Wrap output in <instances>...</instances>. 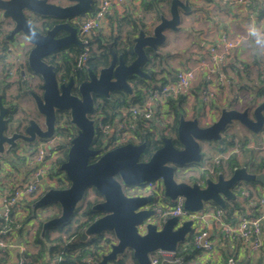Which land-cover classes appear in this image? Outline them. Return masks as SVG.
Wrapping results in <instances>:
<instances>
[{
	"label": "water",
	"instance_id": "obj_1",
	"mask_svg": "<svg viewBox=\"0 0 264 264\" xmlns=\"http://www.w3.org/2000/svg\"><path fill=\"white\" fill-rule=\"evenodd\" d=\"M60 4L50 0H0L2 18L11 21L5 38L13 40L22 34L24 21L30 16L59 20L45 33H40L36 44H32L26 55V65L42 78L41 96L30 92L37 110L44 114V127L40 128L33 120L24 128V133L4 135L6 114L9 107L2 102L0 95V155H8L16 145V138L30 143L37 138L45 139L54 131V111L67 110L77 131L71 139L66 159L59 169L68 180L66 187L46 189L35 200L34 205L51 203L59 207L57 216L42 223V232L52 226L67 221L76 205L82 199L87 188H94L101 199L92 205L102 214L91 221L81 232L80 238L109 231L114 239L100 259L93 264H108L117 255L130 250L137 264H149V255L157 250H176L177 244L183 242L192 230V220L178 222L174 216L153 221L155 210L151 207L153 200L147 192V184L159 180L163 196L169 200L182 197L183 207L189 213L201 212L210 203L225 209L226 200L236 198L232 189L240 182H258L264 185V171L252 173L244 167L234 168L230 174L217 173L215 178L205 177L203 182L192 181L195 176V164L202 159L200 142L215 141L221 131L233 122H237L249 131L258 133L264 126V98L250 100L243 108L229 107L220 109L216 118L210 123H201L198 117L178 116L176 140L180 148L173 146L172 138L161 137V144L146 160L139 157L145 150V142H127L103 152L91 147L94 137L93 94L109 96V92L122 90L131 92L127 76L149 78L141 66L158 53V46L165 41V30H176L180 22V10L189 11L186 0H170L168 16L160 15L151 29H139L132 39L133 59L125 63L122 55L109 48L110 61L97 72L89 70L87 79L76 81L70 76L67 83H58L54 68L44 61L54 49L70 42H76L75 28L70 19L78 14L92 10L93 0H67ZM57 29H65L68 35L55 38ZM26 37V36H25ZM27 39V37H26ZM28 40V39H27ZM151 51L148 56L146 50ZM153 61V60H152ZM23 64H20L21 71ZM75 84L77 94L70 92ZM92 158L93 160H90Z\"/></svg>",
	"mask_w": 264,
	"mask_h": 264
},
{
	"label": "built area",
	"instance_id": "obj_2",
	"mask_svg": "<svg viewBox=\"0 0 264 264\" xmlns=\"http://www.w3.org/2000/svg\"><path fill=\"white\" fill-rule=\"evenodd\" d=\"M220 1L223 4L236 2L245 8H249L255 0ZM124 4L125 0H95L92 10L84 13L79 27V38L83 43V48L77 57V65H80L88 56L90 43L101 31L102 23L109 16L122 13ZM243 37L231 38L227 32H221L216 40L208 46L210 64L200 61L195 67L179 68L166 82H162L158 77L151 85L143 88L141 102L128 103L125 106L118 107L116 109L118 113L113 118L98 110L93 116L95 132L106 138L110 147L126 142L137 143L138 139L135 132L138 122L141 121V125L146 127L151 123L154 128L149 127L148 129L155 133V138L160 137L162 133H166L173 120L172 112L168 109L170 100L176 99L181 94L185 95L186 112L187 114L191 112L194 99L189 100L188 97L194 96L191 92V83L198 71L203 74V86L201 87L199 99L206 109L209 106L211 107L217 85H220L223 81H228L225 69L228 66L230 52L243 42ZM4 62L9 65L5 73H3L2 68ZM17 70L16 48L13 44H8L5 49L0 50V74L3 73L4 77L12 79ZM208 115L209 113L204 110L201 118L206 119ZM200 122L203 123L201 120ZM208 123L210 122H206V124ZM67 127L66 124H59L57 130L50 137L25 143L15 150L16 154L27 156V163L32 165V170L25 185L6 188L3 191L0 218L4 220V224L0 226V251H7L9 248L14 247L11 241V233L21 226L20 217L16 218L15 221L11 220L10 212L12 208L18 207L20 200H31L36 196L41 181L48 178L46 176L50 168L68 150L75 131H69ZM217 162L218 160L215 161V163ZM205 168L209 173L213 172L211 168L202 167V169ZM146 190L153 198L151 202V207L155 210L153 221L159 223L169 216L176 217L178 222L191 219L193 228L192 243L194 248L199 251L209 252L213 248L209 233L201 227V224L207 220L213 221L221 233L230 238L239 239L243 245L248 244L254 252L262 246V223L264 221V197L262 196H252L249 190L243 189L241 195L245 198L250 212L247 214L238 212L236 221L231 222L224 218L220 209L210 208L209 210L203 209L201 212L189 213L183 207L182 197L169 200L163 196L162 185L159 180L148 183ZM237 210L235 209V213ZM26 249L25 244L17 246L19 253ZM96 261L92 255L88 254L82 258L84 264H93ZM183 262V256H176L175 251L157 250L149 255V264H183ZM16 264H25V260L18 258ZM202 264H209V262L205 261ZM225 264L239 263L236 257L228 255Z\"/></svg>",
	"mask_w": 264,
	"mask_h": 264
},
{
	"label": "trees",
	"instance_id": "obj_3",
	"mask_svg": "<svg viewBox=\"0 0 264 264\" xmlns=\"http://www.w3.org/2000/svg\"><path fill=\"white\" fill-rule=\"evenodd\" d=\"M170 0H142L143 6L146 10L152 12L153 21L149 25V27L156 23L159 20L160 15H165L164 6L168 5ZM255 0L253 3H255ZM252 5V4H251ZM251 5L249 7H251ZM258 6V3L254 4L255 10ZM253 7V6H252ZM259 9V8H258ZM262 11V10H258ZM35 17L30 16V22L35 26L34 23ZM43 21V27L47 26L46 18H40ZM122 20H116V30L112 32L109 36L101 35L100 32L93 38V42L95 44L96 49H102L103 43L106 39L110 41V46L112 50L116 53L122 55V58L125 63H129L134 54L132 52V39L137 33L139 29H144L147 31L148 26L144 19L141 18H134L129 15V18L126 19V23L130 25V28H127L124 35H121V26ZM36 27V26H35ZM39 29L38 27H36ZM149 30V29H148ZM8 31L2 28V21L0 22V50L5 49L8 44H11V40L5 38V35ZM123 36L125 38H123ZM81 52V50H80ZM79 52V53H80ZM147 55L149 56L151 51L146 50ZM79 55V54H78ZM158 57V54H154L152 58L148 57L147 61L144 62L141 66L142 70L148 73L149 80L154 82L157 78V73L154 69L148 67V64L152 62L153 58ZM68 61L58 66V71L60 72V76L63 79H66V76L71 73L73 68H76V61L75 59L70 60L67 58ZM72 61V62H71ZM107 64V57L100 58L96 62L95 67L105 66ZM229 66L232 68L234 74L240 80L237 83V88L239 89H251V93L253 94L252 97L248 100H255L261 99L264 97V66L259 71V82L252 87V85H246L243 81L245 78L247 66L244 62H231ZM3 73L8 70L9 65L4 62L3 64ZM80 75H86V72L83 71ZM262 76V78H260ZM162 82L164 81V77L159 78ZM144 77H138L134 75L127 76V82L131 85V92L127 93L122 90L112 91L108 99L106 100V104L103 106L102 110L106 116L113 118L117 115L118 111L116 109L120 106H125L128 103H139L142 99V90L148 85V81H146ZM12 85V82H7L2 87V91L0 92L2 102L6 101L4 95L6 94L7 89ZM186 96L181 94L176 99L170 100L168 104V109L172 112L173 120L170 127L167 129L166 133L161 136H168L173 137L176 136V125L177 119L179 115L186 116ZM141 121L138 122V126L136 129V136L138 142H145V150L140 155V160H146L150 157L151 153L160 146L161 140L160 137L155 139V133H152L148 128H154V126L150 123L148 127L141 125ZM229 125H227L222 131L221 136L218 140H215V146L213 148L214 152L217 155H221L222 153L228 151V157L226 159H219L218 162L213 165V173H209L206 168L202 170L201 174L197 179H203L204 175L207 174L211 176V174L215 173H224L230 174V172L237 167H244L247 171L252 173H259L264 171V154H260L258 151L252 148H248L249 138L247 136L242 137L239 142L236 143L235 136L233 133H229L227 131ZM165 131V129H163ZM163 131V132H164ZM264 131V128L261 129V132ZM260 132V133H261ZM259 133V134H260ZM258 135V134H255ZM260 141V140H259ZM258 141V143H259ZM237 145V147H236ZM91 147L94 149H98L100 152H103L107 149V145L103 144L99 140L98 137L94 136L91 142ZM238 148L240 152L244 150L243 153V161L238 160ZM16 149L11 150L12 153H9L7 156L0 157V160L6 161L7 164L15 171H19L17 174L15 172L14 180H22L27 181L28 175L32 170V165L27 163V156L25 155H18L16 154ZM239 152V153H240ZM66 153H63L62 157L57 159V162L53 167L50 168L48 173L50 178H58L56 179V183L54 185L45 186V188L31 200H20L18 205L22 207L24 210V215H18L17 206L12 208L10 212V218L12 221H15L16 218L20 217V223L27 221L29 218L35 217V209L41 208L42 211H48V213L44 216V218L40 219L36 230L34 232V239L33 243L36 246V250L34 252L29 251L26 249L22 253H19L17 256L18 258H23L25 260V264H84L82 262V258L84 256L92 255L95 260H99L100 256L103 252L108 249V245L113 240V234L109 231L101 232L100 234L91 235L86 239H81L80 234L85 229V227L93 221L95 218L100 216L102 213L100 211L94 210L92 205L95 202H98L101 199V195L94 189V188H87L84 192V195L80 202L76 205L72 215L70 218L57 225L46 228L43 232L42 230V223L44 220L49 219L51 217L57 216L60 212L58 211H49L50 207L54 206L51 203L43 204L40 206H35V200L43 193L46 189L50 187L60 188L66 187L68 185V180L63 175V172L59 169L60 164L65 161ZM203 159V154H202ZM201 159V160H202ZM90 160H93L90 158ZM225 160V161H224ZM213 163V162H212ZM209 160L205 159L202 162V166L208 167L212 165ZM192 181H195V176L190 177ZM243 183H252L257 184L258 182H243ZM260 184V183H258ZM263 185V184H261ZM264 186V185H263ZM239 184L234 186L232 191L238 192ZM215 209H220L222 215L227 221L234 222L236 221L237 215H233L235 206H237L236 202H232L233 206H230L228 202L225 203V209L219 208L216 204L210 203ZM58 207V206H57ZM59 208V207H58ZM205 208V207H204ZM26 212V213H25ZM244 213V212H239ZM26 214V215H25ZM4 224V220L0 218V226ZM22 227H19L15 230L21 231ZM193 237V228L191 232L186 236L183 242H179L177 244L175 255L176 256H183L184 262L193 255V253L199 252V250L195 249L192 243ZM0 264H6L8 257L10 258V254L8 251H0ZM231 255V254H230ZM43 257H48L47 260H42ZM235 257V256H234ZM108 264H137L136 260L133 258L132 253L130 250H126L123 253L117 255L115 260H110Z\"/></svg>",
	"mask_w": 264,
	"mask_h": 264
},
{
	"label": "crops",
	"instance_id": "obj_4",
	"mask_svg": "<svg viewBox=\"0 0 264 264\" xmlns=\"http://www.w3.org/2000/svg\"><path fill=\"white\" fill-rule=\"evenodd\" d=\"M186 1L188 2L189 11L184 12L183 10H180V22L177 26V29L174 31H164L165 41L163 44L158 46V57L153 58V61L148 64V67L154 69L157 73V78L164 77V81L169 80L173 73L179 68L195 67L200 61L210 64L208 46L216 40L221 32H227L231 38H237L239 36H244L246 27L251 20L254 19L258 23H264V0H257L255 3H252L251 7L249 8H245L236 2L233 4H223L220 0ZM256 3H258V6L255 10L254 4ZM123 7L124 10L122 13L113 14L102 23V28L100 31L101 35L103 34L104 36H109L116 30V20H122L123 18L128 19L129 15L134 18L144 19L147 23L148 29H151L149 25L153 21V15L151 11L145 9L142 0H125ZM168 7L169 3L168 5L164 6V11L165 9L168 10ZM258 8L262 11L258 12ZM167 12L165 11V15L168 16ZM126 19L122 21L121 35H124L126 29L130 28V25L126 23ZM1 21H3L2 27L6 26V30L10 28L11 21L7 18H2L0 11V22ZM123 38L125 37L123 36ZM16 40H19L18 36H16ZM16 56L19 57L18 49H16ZM233 61H242L247 66L245 74L246 77L243 78V81L246 85H252L253 87L259 82L258 80L260 79L258 74L264 66V56L254 55L253 52L242 42L230 52L228 66L225 69V74L228 78V81H223L220 85H217L215 96L211 101L212 106L208 107L210 109H206L199 99L201 87L203 86V74L199 71L197 72L195 79L191 83V92L194 96L188 97L189 100L194 99V104L192 106L191 112L186 117H198L199 120H201L203 123H206L211 122L213 120L211 117H216L222 108L236 107L241 109L244 106H247L249 103L248 100L253 94L251 93V89L237 88V83L240 80L229 66V64ZM19 62L20 59H18V64ZM145 79H147L146 81H148V85L152 84V81H150L148 78ZM10 81L11 79L4 77L3 73L0 74L1 87ZM6 93L8 96L13 93V85L7 89ZM204 110L209 113L206 119L201 118L203 116ZM234 123L235 125H241L237 122ZM234 123L232 125H234ZM255 134H251L252 139L247 136L249 138L247 147L260 152L261 148L264 149V138L261 137L259 133ZM203 144H206L204 149H207L210 145L205 141ZM22 145L23 144L20 146ZM214 146L215 144H213V147L211 148L212 150ZM201 149H203L202 143ZM1 156H7V154ZM15 172L17 174L19 171H15L14 168L12 169L6 161L0 160V205L4 189L14 188L16 186L22 187L28 182L14 180ZM46 177L48 178H44V180L41 181L36 196H38L45 186L54 185L56 183V179H58L56 177L50 178L49 175ZM238 189V192L233 191L236 196L235 199L226 200L230 206H233V201L237 203V206L235 207L239 211L237 210L235 213L234 210V216L237 215L238 212H244L246 214L250 212V208L245 198L241 195V191L243 189L249 190L250 195L252 196L264 197V186L258 183L252 184L240 182ZM36 196H34V198ZM53 205L54 206L50 207L49 211H58L59 208H57V205ZM209 207L211 209L214 208L211 204ZM17 210V212H19L17 216L24 215V209L22 207L18 206ZM47 213L48 211L43 212L41 208L35 209L36 216L21 223L20 227L23 226L21 231H14L11 233V241L12 244H14V247L7 250L10 254V258L8 257L6 264H16L17 256L19 255L17 250L18 245L25 244L26 248L31 252H34L37 249L33 243L34 232L33 235L28 234L31 233L30 230L33 229V226L36 224L38 225L39 220L44 218ZM201 227L207 230L209 237L212 239V251H199L193 253V255L186 261L185 264H202L205 261L209 262V264H225V260L230 254L236 257L239 264H264V221L262 223L263 243L256 252L252 251L248 244H241L239 239L235 237L230 238L227 235L221 233L217 229L215 223L211 220L203 222ZM47 258L48 257H43L42 260L49 261Z\"/></svg>",
	"mask_w": 264,
	"mask_h": 264
},
{
	"label": "flooded vegetation",
	"instance_id": "obj_5",
	"mask_svg": "<svg viewBox=\"0 0 264 264\" xmlns=\"http://www.w3.org/2000/svg\"><path fill=\"white\" fill-rule=\"evenodd\" d=\"M59 1H61V0H59ZM94 1L95 0H93V4H94ZM83 17H84V14H78L76 17L67 21L70 23V25H72L75 28L77 41L76 42H70L64 46L58 47V48L54 49L49 55L44 57V61L53 66L58 83H60V82L67 83L70 76H75L76 81H78V82L86 80L88 77L87 73L89 70L97 72L99 70V68L102 67V66L95 67L96 62L100 58L102 59L103 57H107V64L110 61V53L108 51L109 48H111L110 41L108 39H106L102 45L103 48L102 49H96L95 44L92 40V42L90 43V51H89L88 56L80 65H77L76 59L78 57L80 50L82 51V48H83V43L81 42V40L79 38V27H80V24L83 20ZM35 18L40 20V21H37V22H39V24L38 25L35 24V26L39 28L38 30L41 33H45L47 29L51 28L54 24L59 22V20L46 19L47 20L46 22L48 25L43 27V24H44L43 21L39 17H35ZM6 31H8V29ZM66 35H68V31L65 29H57L54 33L55 38L64 37ZM17 36H23V35L17 34ZM23 38L24 39L22 41H23L24 46H26L27 42H28V44H31L26 39L25 36H23ZM30 47H31V45L27 48L25 56L23 57L22 61L20 60V62L18 64V70L16 71L14 77L10 81V82H12V85H13V93L10 96H8L7 93L4 95V97L6 96V98H5L6 101H4L3 104L5 106L9 107V111L5 116L6 117V126L3 130L4 135H11L12 133H15V132L16 133H24V128L29 123V120H33L40 128L44 127V118H45L44 114L40 113L37 110L35 100L30 93V92H33L38 96H41V94H42V87H41L42 78H41V76L39 74L32 72L26 65V55H27V52L30 49ZM117 54H119V53H117ZM67 58H69L70 60L75 59L76 68L71 67L72 68L71 73H69L66 76V79H63L60 76V72L58 71V66L63 64V63H66V61H68ZM21 63L23 64V66H22L23 73H22L21 68H20ZM83 71L86 72V75H84V76L80 75ZM1 91H2V87L0 86V92ZM70 92L74 95H76L78 93L77 89L75 87V84H73L70 87ZM110 94H111V91L109 92V96H110ZM92 97H93V107L94 108H93L92 113L90 114V117L93 119L94 113H96L98 110H102L103 106L106 104V100L108 99V97H105L103 95H97V94H93ZM25 98H26V100H25ZM23 102L25 104H28V105L31 103L32 107H30V106L28 108L24 107ZM187 115L188 114H186V116ZM54 116H55V120H54V131H53V133L57 130L59 124H62V123L66 124L68 126L67 128L69 129V131H75V132L77 131V128L72 123H70V115H69V112L67 110H57L56 109L54 111ZM94 136L98 137L99 140L101 142H103V144L108 146L106 150L121 145V144H117L113 147H110L106 138H103V136L99 135L96 132L94 133ZM161 137L162 136H160V140H161ZM175 137L176 136L172 137L173 146L176 148H180V143L176 140ZM37 139H39V138H37ZM155 139H158V138L156 137ZM15 140H16V145L13 148H11V150L17 149L21 144H24V141L21 140L20 138H16ZM137 143H140V142H137ZM11 150L8 153H11L12 152ZM62 156H63V154H62ZM0 157H2V156L0 155ZM215 164L216 163L213 162L212 165L208 166V168L213 169V165H215ZM202 167L203 166H201V167L198 166L194 170L195 171V179L197 181H200V182H203L204 178L209 176V175L205 174L206 176L204 175L203 179H200V178L197 179V177H199V175L201 174V172L203 170ZM216 174L217 173L211 174V176H209V177L215 178ZM146 188H147V186H146ZM113 239H114V237H113Z\"/></svg>",
	"mask_w": 264,
	"mask_h": 264
},
{
	"label": "rangeland",
	"instance_id": "obj_6",
	"mask_svg": "<svg viewBox=\"0 0 264 264\" xmlns=\"http://www.w3.org/2000/svg\"><path fill=\"white\" fill-rule=\"evenodd\" d=\"M50 1H52V2H57V3H60V4H66L67 3V0H61V1H59V0H50ZM165 11L167 12L168 10L167 9H165ZM168 13V12H167ZM50 20V19H49ZM37 21H40V20H38V19H34V23L36 24V25H38L39 24V22H37ZM3 29H6V26L5 27H2ZM18 38H19V40H16V38L15 39H13V40H11V43L15 46V48L16 49H18V52H19V57H18V59H20L21 61H22V59H23V57L25 56V54H26V51H27V48L31 45V44H28V42L26 43V46H24V44H23V36H18ZM25 100H26V98H25ZM24 103V102H23ZM22 105V104H21ZM32 107V105H31V103L28 105V104H25L24 103V107ZM95 114V113H94ZM216 117L215 116H213V117H211V119H215ZM212 120V121H213ZM234 123V122H233ZM232 123V124H233ZM230 125V127H228V129H227V131L229 132V133H233L234 134V138H235V140H236V143L237 142H239V140L242 138V137H244V136H248L250 139H252V135L251 134H255V133H253V132H251V131H249L248 129H246L244 126H242V125H235V123H234V125ZM260 132H261V130H260ZM260 132H258V133H260ZM260 135H261V137H263L264 138V132H261L260 133ZM203 142L204 141H202V142H200V144L202 143V154H203V159L199 162V163H196L195 164V168L196 167H198V166H202V162H203V160H205V159H207V160H209L210 161V163H212V162H215L216 160H219V159H226L227 157H228V151H226V152H224V153H222L221 155H217L216 154V152H214V150H212L211 148L213 147V144H215V141H205L206 143H208V144H210L209 145V147L207 148V149H204L205 147V145L206 144H203ZM207 147V146H206ZM236 147H237V145H236ZM209 150V151H208ZM208 152H210V153H208ZM238 159L240 160V161H243V153H244V150L243 151H241L240 152V149L238 148ZM240 152V153H239ZM65 153H67V150L65 151ZM260 154H264V149H262L261 148V151L259 152ZM220 156V157H219ZM225 161V160H224ZM210 204H207V205H205L204 207V210H209L210 209ZM58 208V207H57ZM36 227H37V224L35 225V226H33V229H31L30 231H31V233L30 234H28V235H33V232H35V230H36ZM35 229V230H34Z\"/></svg>",
	"mask_w": 264,
	"mask_h": 264
},
{
	"label": "clouds",
	"instance_id": "obj_7",
	"mask_svg": "<svg viewBox=\"0 0 264 264\" xmlns=\"http://www.w3.org/2000/svg\"><path fill=\"white\" fill-rule=\"evenodd\" d=\"M23 32L28 41L36 44L40 38V33L26 18L23 25ZM243 43L247 46L254 55L264 56V23H258L256 20H251L243 37Z\"/></svg>",
	"mask_w": 264,
	"mask_h": 264
}]
</instances>
